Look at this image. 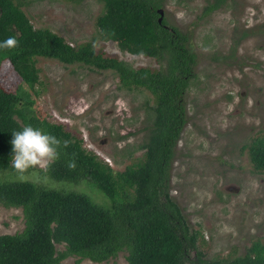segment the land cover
<instances>
[{
    "label": "rangeland",
    "instance_id": "obj_1",
    "mask_svg": "<svg viewBox=\"0 0 264 264\" xmlns=\"http://www.w3.org/2000/svg\"><path fill=\"white\" fill-rule=\"evenodd\" d=\"M206 0H160L165 22L188 34L195 54L194 76L184 94L185 122L168 167V194L190 230L198 231L202 257L242 254L254 239L264 242V170L253 169L243 145L264 133V0H226L201 14ZM33 27H46L75 45L90 41L131 66H158L153 56L120 49L95 25L99 0H21ZM38 80L33 108L39 117L58 121L81 136L82 145L113 171L142 156L152 120L150 92L122 87L111 69L64 63L35 56ZM16 77L7 61L0 84L12 89ZM148 102H147V101ZM0 177L18 178L12 170ZM36 183L82 191L95 202L109 199L86 180L50 179L40 169L26 178ZM23 226L20 207L0 205V233ZM62 250V242H54ZM127 250L100 262L75 254L67 264H122ZM79 258V259H78ZM189 264V263H188Z\"/></svg>",
    "mask_w": 264,
    "mask_h": 264
},
{
    "label": "trees",
    "instance_id": "obj_2",
    "mask_svg": "<svg viewBox=\"0 0 264 264\" xmlns=\"http://www.w3.org/2000/svg\"><path fill=\"white\" fill-rule=\"evenodd\" d=\"M20 1L0 0V43L9 38L17 42L0 49V66L7 61L16 77L12 89L0 84V171L12 170V131L31 125L69 142L46 173L50 179L86 180L109 202L99 204L82 191L0 177V205L20 207L23 216L20 230L0 233V264H67L62 259L70 254L100 262L123 248L127 254L122 264H264L259 239L239 255L202 257L196 247L198 231L188 228L168 194V167L185 122L183 98L194 76L195 54L186 32L163 17L157 22L160 0H99L102 10L95 17L103 38L120 49L153 56L157 67L131 66L90 41L71 45L46 27H33ZM225 1L206 0L201 14ZM35 56L111 69L122 87L147 89L153 115L146 139L138 144L142 156L113 171L82 145L81 136L61 122L39 117L33 108L38 92ZM243 147L253 169L264 170V133L251 136ZM71 160L74 169L68 167ZM54 242L64 248L57 250Z\"/></svg>",
    "mask_w": 264,
    "mask_h": 264
},
{
    "label": "clouds",
    "instance_id": "obj_3",
    "mask_svg": "<svg viewBox=\"0 0 264 264\" xmlns=\"http://www.w3.org/2000/svg\"><path fill=\"white\" fill-rule=\"evenodd\" d=\"M17 46L14 38H9L0 43V49H9ZM12 157L11 168L19 179L24 180L29 169H40L47 173L53 163L60 158L59 149L67 148L68 141H61L57 137L33 128L24 126L21 130L12 131ZM70 169L76 167L75 160L68 163Z\"/></svg>",
    "mask_w": 264,
    "mask_h": 264
},
{
    "label": "water",
    "instance_id": "obj_4",
    "mask_svg": "<svg viewBox=\"0 0 264 264\" xmlns=\"http://www.w3.org/2000/svg\"><path fill=\"white\" fill-rule=\"evenodd\" d=\"M156 12L158 13V16H157V22H160L161 19H162L163 10H162L161 7H157V8H156Z\"/></svg>",
    "mask_w": 264,
    "mask_h": 264
},
{
    "label": "flooded vegetation",
    "instance_id": "obj_5",
    "mask_svg": "<svg viewBox=\"0 0 264 264\" xmlns=\"http://www.w3.org/2000/svg\"><path fill=\"white\" fill-rule=\"evenodd\" d=\"M195 255V250L194 249H191L190 250V254H189V257L192 258L193 256ZM191 264L190 262H186L185 264Z\"/></svg>",
    "mask_w": 264,
    "mask_h": 264
}]
</instances>
